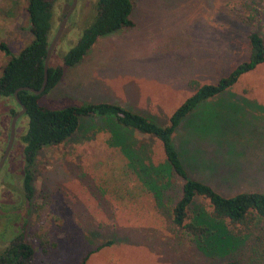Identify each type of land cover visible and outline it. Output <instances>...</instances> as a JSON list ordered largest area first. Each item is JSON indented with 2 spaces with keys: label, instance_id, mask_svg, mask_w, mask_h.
<instances>
[{
  "label": "rangeland",
  "instance_id": "obj_1",
  "mask_svg": "<svg viewBox=\"0 0 264 264\" xmlns=\"http://www.w3.org/2000/svg\"><path fill=\"white\" fill-rule=\"evenodd\" d=\"M25 1L0 0V43L12 56L31 41ZM47 1L57 16L65 10L66 0ZM132 1L133 26L98 38L82 61L63 67L56 86L40 96V105L59 109L107 102L164 126L193 93L190 81L213 84L243 62L251 29L264 40V0ZM94 2L77 0L67 33L51 51L52 66L76 42ZM8 59L0 52V74ZM6 111L0 102V156L8 137ZM24 124L19 117L0 169V245L22 232L33 249L29 264H79L107 242L85 264H264V222L235 236L237 241L223 252L209 256L199 249L171 223L181 181L158 178V185L167 181L158 208L119 148L109 144L108 127L98 118L81 119L69 140L37 153L32 194L25 203L18 139ZM133 139L140 160L164 165L158 141L137 134ZM171 143L189 179L224 197L264 193V65L198 103L182 118ZM195 202L194 210L209 213L205 200ZM6 225L8 232L3 233ZM222 226L236 233L225 222Z\"/></svg>",
  "mask_w": 264,
  "mask_h": 264
},
{
  "label": "trees",
  "instance_id": "obj_2",
  "mask_svg": "<svg viewBox=\"0 0 264 264\" xmlns=\"http://www.w3.org/2000/svg\"><path fill=\"white\" fill-rule=\"evenodd\" d=\"M69 3L70 0H66L65 10L57 16L53 5L47 0H26L24 11L31 41L17 56H12L7 46L0 43V52L9 57L0 74V102L7 106L6 115L9 121L20 110V106L24 108V113L20 117L25 120V124L18 139L22 145L21 184L25 203L32 194L31 175L37 153L43 148L60 145L69 140L78 130L81 119L98 118L108 127L109 144L119 148L127 163H130L132 172L152 194L158 208H162L161 192L167 184V181L164 183L160 181L158 185V178L162 180L175 176L181 181L179 196L170 211L171 223L192 242L196 241L197 247L207 251L209 256H213L214 251H217L215 252L217 254L225 251L226 247L230 248L228 247L230 242L237 241L235 236L248 234L254 225L264 222L263 192H238L230 197H224L209 186L189 179L171 143V136L182 118L198 103L229 90L242 76L264 65L263 38L251 29L246 36V59L215 83L197 85L190 81L189 86L193 93L171 112L164 126L158 125L148 115L107 102L71 105L59 109L46 108L39 104V98L56 86L63 75V67H73L82 61L98 38L133 26L130 19L132 0H95L91 16L73 46L60 57L58 65L52 66L49 57L44 91L40 95L23 90L17 92L18 105L13 99L16 89L40 88L47 47ZM66 26L60 39L67 33ZM134 134L146 141L159 142L164 165L153 166L149 159H145L146 163L144 159H139L140 152L133 148ZM196 199L207 202L209 213H205L201 208L194 210ZM223 222L236 231L234 236L222 226ZM205 243L208 245L206 249L201 245ZM109 244L107 242L95 247L80 260L79 264H85L90 254ZM32 255V246L24 239L22 232L0 245V264H29Z\"/></svg>",
  "mask_w": 264,
  "mask_h": 264
},
{
  "label": "water",
  "instance_id": "obj_3",
  "mask_svg": "<svg viewBox=\"0 0 264 264\" xmlns=\"http://www.w3.org/2000/svg\"><path fill=\"white\" fill-rule=\"evenodd\" d=\"M76 3H77V0H70L69 7H68L66 13L64 14V16L61 18L59 25H58L55 33L53 34V37L50 40V43L47 47L45 58H44V63H43V80H42L40 88L38 90H33L30 88H18V89H16L13 93V99L18 105H19V101L17 98V92L23 90V91H28L30 93H33L35 95H40L44 91L46 80H47V65H48V60H49L51 51H52L54 45L56 44V42L58 41L59 37L61 36L63 29H64L70 15L72 14V12L76 6ZM20 107H21L20 110L11 118V120L9 122L7 141H6L4 150L0 156V169L2 168V166L5 162V159H6L8 153L11 149V146L13 143V138H14V133H15L16 121L24 113V108L22 106H20Z\"/></svg>",
  "mask_w": 264,
  "mask_h": 264
},
{
  "label": "flooded vegetation",
  "instance_id": "obj_4",
  "mask_svg": "<svg viewBox=\"0 0 264 264\" xmlns=\"http://www.w3.org/2000/svg\"><path fill=\"white\" fill-rule=\"evenodd\" d=\"M10 225H11V224H10ZM10 225H9V226H10ZM9 226L6 225V226L3 228V230H4L3 233H4L5 231L8 232V227H9Z\"/></svg>",
  "mask_w": 264,
  "mask_h": 264
}]
</instances>
